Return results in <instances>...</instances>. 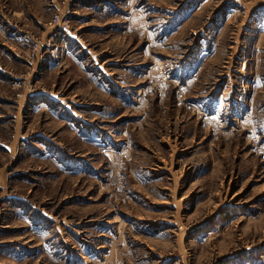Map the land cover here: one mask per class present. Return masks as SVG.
<instances>
[{"label": "rangeland", "instance_id": "obj_1", "mask_svg": "<svg viewBox=\"0 0 264 264\" xmlns=\"http://www.w3.org/2000/svg\"><path fill=\"white\" fill-rule=\"evenodd\" d=\"M264 0H0V264H264Z\"/></svg>", "mask_w": 264, "mask_h": 264}, {"label": "built area", "instance_id": "obj_2", "mask_svg": "<svg viewBox=\"0 0 264 264\" xmlns=\"http://www.w3.org/2000/svg\"><path fill=\"white\" fill-rule=\"evenodd\" d=\"M258 154L260 155V157H261L262 159H264V148L259 149Z\"/></svg>", "mask_w": 264, "mask_h": 264}]
</instances>
